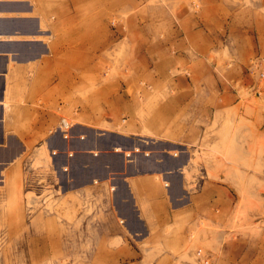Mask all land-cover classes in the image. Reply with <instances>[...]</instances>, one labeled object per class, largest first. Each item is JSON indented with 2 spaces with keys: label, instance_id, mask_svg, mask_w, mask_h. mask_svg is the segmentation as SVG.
Segmentation results:
<instances>
[{
  "label": "crops",
  "instance_id": "0c3cea01",
  "mask_svg": "<svg viewBox=\"0 0 264 264\" xmlns=\"http://www.w3.org/2000/svg\"><path fill=\"white\" fill-rule=\"evenodd\" d=\"M199 2L198 12L181 9L168 15L164 36L141 33L142 24L157 31L163 20L129 19L138 26L131 33L134 71L149 73L155 78L152 84L166 86L170 93L165 99L138 102L124 93L127 86L122 85L112 99L118 111L122 106L129 113L128 120L121 119L123 127L138 139L124 145L102 142L103 129L63 116V109L73 101V49L68 47L73 35H61L60 20L49 17L51 11H60V4L0 0V201L5 186L22 177L25 210L31 214L34 202H44L46 186L60 185L63 174L64 183L73 184V167L85 171L82 186H91L89 197L102 190L108 207L99 223L81 228L85 241H73V264H177L173 251L183 248L189 224L209 211L211 201L221 206L215 192L224 195V204L231 202L220 183L207 194L201 175L194 173L191 184L185 170L203 168L191 163L190 154L202 152L208 110L205 91L210 93L205 82L234 96L261 85L258 75L249 74L248 61L264 57V0ZM142 35L150 36L144 47ZM207 39L213 48L207 49ZM225 51L230 59L221 63ZM139 105L150 106L142 121L136 116ZM91 117L94 122L99 119L92 112ZM143 129L150 135H142ZM135 145L138 152L133 151ZM43 148L49 164L35 166ZM75 153L90 158L79 166L74 164ZM190 185L192 189L187 188ZM46 249L39 235L24 241L21 263H40Z\"/></svg>",
  "mask_w": 264,
  "mask_h": 264
},
{
  "label": "rangeland",
  "instance_id": "374dc122",
  "mask_svg": "<svg viewBox=\"0 0 264 264\" xmlns=\"http://www.w3.org/2000/svg\"><path fill=\"white\" fill-rule=\"evenodd\" d=\"M48 2L61 6L60 11H51L49 16H61L58 18L61 35H73V101L63 109V116L73 123L103 129L105 134L102 142L134 143L138 140L137 135L129 134L121 120H128L129 113L122 106L118 111L117 101L112 98L118 96L122 85L127 86L124 93L138 102L149 98L165 99L170 92L166 86L152 84L155 78L149 73L134 71L131 33L135 26L129 23V19L163 20L157 31L152 30L150 25L142 24L141 33L164 36L167 28L164 19L168 15H176L181 9L198 12L201 7L199 0H122L117 5L113 0H105V6H96V2L91 1L89 12L87 0H73V10L68 8L71 0ZM100 12H104V25L93 23L91 27L96 31L95 34L103 27V45L98 46L95 42L86 50L75 47L83 32L81 18L91 13L98 20ZM142 38L146 39L143 40V47L150 43V36L142 35ZM206 41L207 49L213 48V42L209 39ZM220 58L221 63L230 59L226 51ZM254 59H262L264 65V57L250 58L248 65ZM249 74L257 75L253 71H249ZM209 83L205 82L210 93L205 91L208 110L200 141L202 152L190 154L191 163L195 166L200 164L203 168H196L189 173L185 170V177L193 184L195 179L192 175L200 174L207 194L214 189L215 184L220 183L222 188H226L231 202L224 204V195L220 193L218 196V192H215V198L221 206L211 201L207 207L209 211L196 224H189V234L183 248L172 251L178 256L177 264H264V92L261 95L254 92L224 95L213 90ZM260 84L264 91V79L260 80ZM102 86L106 89H102ZM67 101L64 95L63 102ZM91 112L99 118L97 121H92ZM149 112V105H139L136 116L142 121L149 116ZM105 119L115 122L108 123L103 121ZM140 133L150 135L145 129ZM120 136L127 139L122 140ZM151 147L155 148L156 145ZM133 148V151L140 150L136 145ZM131 152L128 150L126 155L130 156ZM89 158V154L75 153L74 164L77 162L80 166ZM49 161L48 152L43 148L34 165L47 167ZM62 176L60 185L46 186L43 191L46 197L44 202L38 205L34 202L31 214L25 210L22 177L5 186V197L0 201V264H22V243L38 235L45 241L47 249L41 262L34 264H73V241L87 239L81 228L86 224L99 223L108 203L99 189L95 190L99 193L97 197H89L91 186H82L84 176L87 177L85 171L73 167L70 171L73 184L64 183V176L67 175ZM105 188L107 192L110 191L109 187ZM187 188L192 189L193 185ZM109 207L113 209L112 201ZM3 261L7 263H1Z\"/></svg>",
  "mask_w": 264,
  "mask_h": 264
},
{
  "label": "bare ground",
  "instance_id": "6f19581e",
  "mask_svg": "<svg viewBox=\"0 0 264 264\" xmlns=\"http://www.w3.org/2000/svg\"><path fill=\"white\" fill-rule=\"evenodd\" d=\"M40 1V0H39ZM41 1H44L46 4H51V2H48V0H41ZM91 1H95L96 3V6H105V0H87V3L86 4H88V6L90 5L89 4V2H91ZM114 1V3H115V5H117V4H119V3H122V0H113ZM74 2H75V0H74ZM81 3V2H80ZM63 4V3H62ZM53 5V4H52ZM68 5V4H67ZM114 5V4H113ZM45 6V5H44ZM96 6H94V7H96ZM49 7V6H48ZM48 7H45V8H48ZM50 7H52V6H50ZM93 7V8H94ZM59 8V7H58ZM57 8V9H58ZM68 8L69 9H71V10H73V9H75V8H73V0H71V6H69L68 5ZM92 8V9H93ZM103 9V8H102ZM70 10V11H71ZM89 10H90V6H89V8H88V12H89ZM94 10V9H93ZM100 11H102L101 9H100ZM81 12V11H80ZM99 11H97V13H98ZM70 13V12H69ZM84 14V13H83ZM99 15H101V17L99 16ZM99 15H98V17L100 18H98V20L96 19L95 20V17H94V15H92L91 13H88L87 15H85V16H83V18H81V21H80V23L82 24V26H83V28L81 29V31H83V32H81V38H78L77 40H79V42L75 45V47H77V48H79V49H82V50H86L88 47H90V46H92L95 42L96 43H98V46H101V45H103V41H102V39H101V36L103 35V27H102V29H101V31L100 32H97L96 34H95V30H94V28L93 27H91L92 25H93V23H95V24H98L99 26H102V25H104V20H103V16H104V12H100L99 13ZM58 18H61V16H58ZM65 19V18H64ZM73 20V19H72ZM66 21V20H65ZM74 22V21H73ZM73 22H72V24H73ZM60 24V23H59ZM70 24V23H69ZM71 24V25H72ZM79 25V24H78ZM80 31V30H79ZM78 31V32H79ZM103 37V36H102ZM105 39V38H104ZM103 39V40H104ZM72 41L69 43V45H68V47H70L71 49H73V39H71ZM81 51V50H80ZM84 54V53H83ZM90 55V54H89ZM72 56V55H71ZM91 56V55H90ZM89 56V57H90ZM99 56V55H98ZM60 57H62V56H60ZM103 59V58H102ZM67 60V59H66ZM65 60V61H66ZM72 61V60H71ZM69 62V61H68ZM77 63V62H76ZM81 63V62H80ZM82 68V67H81ZM104 68V67H103ZM61 74V73H60ZM69 75V74H68Z\"/></svg>",
  "mask_w": 264,
  "mask_h": 264
},
{
  "label": "built area",
  "instance_id": "2783aa9c",
  "mask_svg": "<svg viewBox=\"0 0 264 264\" xmlns=\"http://www.w3.org/2000/svg\"><path fill=\"white\" fill-rule=\"evenodd\" d=\"M263 65V60L262 59H254L252 60V62L250 63V67H249V71H253L256 72V74L258 75L260 80L264 79V71L261 69V66ZM263 86H257L254 90L255 94L261 95L264 91H263ZM55 155V152L54 154ZM199 255V252H197Z\"/></svg>",
  "mask_w": 264,
  "mask_h": 264
}]
</instances>
